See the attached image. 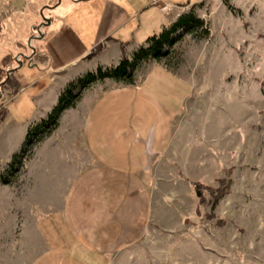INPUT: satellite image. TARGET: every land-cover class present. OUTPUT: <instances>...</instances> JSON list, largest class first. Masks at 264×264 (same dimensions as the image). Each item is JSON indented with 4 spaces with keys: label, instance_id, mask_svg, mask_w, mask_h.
I'll return each mask as SVG.
<instances>
[{
    "label": "crops",
    "instance_id": "1",
    "mask_svg": "<svg viewBox=\"0 0 264 264\" xmlns=\"http://www.w3.org/2000/svg\"><path fill=\"white\" fill-rule=\"evenodd\" d=\"M55 1L46 2L42 12L61 5ZM27 2L0 0V60L14 34L20 40L32 24L28 20L26 27H14L26 16ZM92 4L97 10L95 42L87 41L84 19L71 21V5L44 15L50 22L30 43L46 61L30 65L35 78L4 101L0 172L20 150L29 126L46 118L68 83L98 66L117 65L121 48L130 57L178 16L150 2L130 12L132 6L123 10L113 0ZM155 14L165 20L156 30L150 28ZM34 18L38 28L42 19ZM144 26L152 33L144 35ZM188 87V78L172 67L154 64L134 74L132 83L105 79L84 90L78 104L64 110L57 128L23 162L25 207L5 229L9 239L11 232H19V239L7 240L5 246L11 257L18 255L21 264L140 263L155 254L158 218L171 245L173 220L188 214L187 201L192 211L196 207L190 181L214 186L221 166L219 155L210 149L206 154L198 146L197 130L184 121ZM208 140L210 148L216 146ZM17 248L18 253L13 251Z\"/></svg>",
    "mask_w": 264,
    "mask_h": 264
},
{
    "label": "rangeland",
    "instance_id": "2",
    "mask_svg": "<svg viewBox=\"0 0 264 264\" xmlns=\"http://www.w3.org/2000/svg\"><path fill=\"white\" fill-rule=\"evenodd\" d=\"M74 1L60 0V6L52 11L46 9L43 15L71 5V21L84 19L88 23L85 26L87 41L95 42L98 30L93 17L97 10H93L92 3L102 0H86L79 4ZM113 1L120 3L123 10L132 6L129 12L142 10L149 2L162 11V2L154 4V0ZM164 1L176 4L167 12L173 17L193 11L203 18L210 34L202 39L184 35L165 58L159 61L150 59L135 74L158 64L172 67L174 72L188 78L189 93L183 102L182 113L187 120L184 121L189 128L197 130L198 146L204 147L206 154L210 149L220 157L215 185L202 183L217 187L218 178L230 171L231 184L228 193L213 209L208 203L198 210L197 196L192 211V202L187 201L188 214L173 220L171 245L163 235V222L158 218L153 243L155 254L147 255L135 264H264V0ZM46 2L49 0H28L26 16L14 24L15 29L17 25L26 27L27 21L36 15L40 17L41 7ZM185 3L188 4L177 5ZM77 10L79 15H76ZM162 23L165 20L161 14H155L150 28L156 30ZM30 32L23 30L21 46L26 47ZM142 32L146 33L144 35L152 33L146 30V26ZM18 36L14 34L8 51L19 52L14 44ZM14 73L21 88L36 76V70L30 68L26 60ZM18 92L15 95L5 93L4 101L15 97ZM208 138L215 140V147L210 148ZM1 156L2 160L4 156ZM22 169L14 176L7 175L13 183L0 184V264H21L18 255L11 257L10 248L5 247L7 240L19 239V232H11L12 239H9L5 229L14 215L20 214V209L25 207L21 197ZM193 182L196 181H190V185L195 191ZM206 197L211 199L208 194ZM14 250L19 252V248Z\"/></svg>",
    "mask_w": 264,
    "mask_h": 264
},
{
    "label": "trees",
    "instance_id": "3",
    "mask_svg": "<svg viewBox=\"0 0 264 264\" xmlns=\"http://www.w3.org/2000/svg\"><path fill=\"white\" fill-rule=\"evenodd\" d=\"M225 4L229 10H233L227 1H225ZM31 23L32 24L28 28L31 31L28 38L37 34L36 26L38 21L33 18ZM186 34L196 39H202L209 36L210 30L205 20L196 16L193 11L182 13L174 22L164 26L158 34L150 35L146 40V44L134 51L130 57H127L124 49L121 48L122 56L117 65L105 68L98 66L95 70L88 71L68 83L61 92L56 105L51 109L46 118L29 126L20 150L12 155L11 160L0 172V183L3 185L13 183L9 180L7 175L14 176L19 172L23 167V162L31 156L34 147L57 128L61 114L64 110L76 106L84 90L95 83L103 82L105 79H112L116 82L123 81L132 83L136 70L139 69L142 64L150 59L159 61L165 58L169 54L171 48H173V46ZM15 42V46L19 47H17L19 52L13 53V50H9L0 60V121L4 119L6 114L4 94L15 95L21 88V83L13 71V69L18 66L19 61L24 62L26 60L29 66L46 61V56L35 47L31 48L28 40L26 47L24 44L23 46L19 44V42H23L22 39ZM33 50H35L34 53ZM17 54H20L18 59ZM8 71L12 72L8 75ZM262 93L264 94V89ZM230 176V171H227L224 177L218 178L217 187L206 185L200 181L192 183L198 196V210L200 206H205L208 203L211 204L212 209L215 208L218 202L229 191L231 184ZM206 194L210 195V200L207 199Z\"/></svg>",
    "mask_w": 264,
    "mask_h": 264
},
{
    "label": "water",
    "instance_id": "4",
    "mask_svg": "<svg viewBox=\"0 0 264 264\" xmlns=\"http://www.w3.org/2000/svg\"><path fill=\"white\" fill-rule=\"evenodd\" d=\"M58 2H60V0H58ZM47 8H53V7H50L49 5H47ZM40 17H41L42 21H41V23L38 25V28H37V32H38V33L40 32V28H41L42 26H44V25H46V24H48V23L50 22V19H48L47 17H45V16L43 15L42 10H40ZM34 38H38L37 35H36V36H32V37L29 39V46H30L31 48H32V46H31V43H30V42H31ZM33 52H34V50H33ZM21 66H22V61H19L18 66H17L16 68L21 67ZM16 68L13 69V71H15ZM11 72H12V71H8V75H9ZM0 97H1V94H0Z\"/></svg>",
    "mask_w": 264,
    "mask_h": 264
},
{
    "label": "built area",
    "instance_id": "5",
    "mask_svg": "<svg viewBox=\"0 0 264 264\" xmlns=\"http://www.w3.org/2000/svg\"><path fill=\"white\" fill-rule=\"evenodd\" d=\"M154 2L156 3V4H160L159 2H162V5H160V7H162L161 9H162V11L163 12H165V13H167V12H169L171 9V5H170V3H164L165 1L164 0H154ZM164 3V4H163ZM17 59H18V57H17Z\"/></svg>",
    "mask_w": 264,
    "mask_h": 264
}]
</instances>
